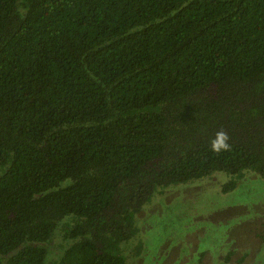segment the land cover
Wrapping results in <instances>:
<instances>
[{
    "label": "trees",
    "instance_id": "16d2710c",
    "mask_svg": "<svg viewBox=\"0 0 264 264\" xmlns=\"http://www.w3.org/2000/svg\"><path fill=\"white\" fill-rule=\"evenodd\" d=\"M260 95L264 0H0V264H128L155 193L264 178Z\"/></svg>",
    "mask_w": 264,
    "mask_h": 264
},
{
    "label": "rangeland",
    "instance_id": "374dc122",
    "mask_svg": "<svg viewBox=\"0 0 264 264\" xmlns=\"http://www.w3.org/2000/svg\"><path fill=\"white\" fill-rule=\"evenodd\" d=\"M228 179L218 173L155 193L127 242L136 253L128 264H264V178L252 172L225 192ZM52 260L49 250L44 264Z\"/></svg>",
    "mask_w": 264,
    "mask_h": 264
},
{
    "label": "clouds",
    "instance_id": "9594fccd",
    "mask_svg": "<svg viewBox=\"0 0 264 264\" xmlns=\"http://www.w3.org/2000/svg\"><path fill=\"white\" fill-rule=\"evenodd\" d=\"M221 135V140L218 142V144H214V146H221L223 145V134H220Z\"/></svg>",
    "mask_w": 264,
    "mask_h": 264
}]
</instances>
